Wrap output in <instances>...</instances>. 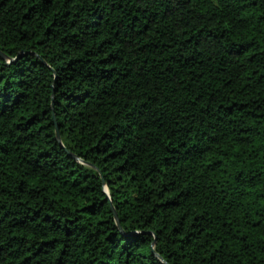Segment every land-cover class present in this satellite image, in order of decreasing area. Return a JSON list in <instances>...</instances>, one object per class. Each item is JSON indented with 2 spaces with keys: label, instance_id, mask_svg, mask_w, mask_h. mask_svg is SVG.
I'll use <instances>...</instances> for the list:
<instances>
[{
  "label": "trees",
  "instance_id": "16d2710c",
  "mask_svg": "<svg viewBox=\"0 0 264 264\" xmlns=\"http://www.w3.org/2000/svg\"><path fill=\"white\" fill-rule=\"evenodd\" d=\"M0 53V264H264V0H0Z\"/></svg>",
  "mask_w": 264,
  "mask_h": 264
},
{
  "label": "water",
  "instance_id": "95a60500",
  "mask_svg": "<svg viewBox=\"0 0 264 264\" xmlns=\"http://www.w3.org/2000/svg\"><path fill=\"white\" fill-rule=\"evenodd\" d=\"M0 56H2L3 57V55L0 53ZM56 136H57V140H58V142L60 143V144H62L61 143V136H60V134H59V130L58 129H56ZM112 208V207H111ZM113 212H114V216H115V218H116V220H117V222H118V216H117V213L115 212V210H113Z\"/></svg>",
  "mask_w": 264,
  "mask_h": 264
}]
</instances>
